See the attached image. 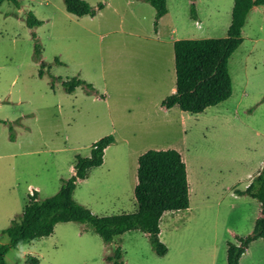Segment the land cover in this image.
<instances>
[{
    "label": "rangeland",
    "instance_id": "374dc122",
    "mask_svg": "<svg viewBox=\"0 0 264 264\" xmlns=\"http://www.w3.org/2000/svg\"><path fill=\"white\" fill-rule=\"evenodd\" d=\"M17 1L19 7L8 1L0 7V246L9 243L5 230L22 215L34 189L39 188L40 201L56 195L62 179L72 176L75 157L89 156L96 140L114 136L113 127L118 130L113 151L120 153L109 158L107 166L92 177L91 185L77 189L74 198L79 204L87 201L98 217L134 213L131 181L135 155L145 150L180 149L188 181H196L192 210L184 217L195 213L204 222L219 210L221 239H231L227 226L239 225L235 229L244 237L252 234L250 224L260 211L259 202L245 197L232 204L234 190L229 189L243 175L245 148L259 142L256 134L238 133L209 120L213 110L207 116H186L184 125L183 117L176 113L167 119L159 115L153 121L151 110L142 105L136 113L122 109L119 89L144 90L154 70L150 33L155 11L149 4L142 0H85L92 7L103 4L104 10L95 17L78 18L66 11L63 0ZM198 1V22L204 30L192 23L191 0H170V18L180 31L188 33V40L226 37L235 0ZM30 14L40 27L27 26ZM242 34L244 44L230 59V74L236 94H247L242 109L248 128L264 137V5L250 13ZM36 45L41 52L38 59ZM160 69L165 84L170 85L176 77L175 60L165 59ZM72 79L85 81L94 91L79 87L66 93L62 83ZM104 93L109 94L107 101ZM130 132L133 137L129 139ZM201 200L210 204L200 210L197 202ZM237 211L244 214L239 224L235 223ZM186 221L182 217L180 228L163 236L170 249L164 257L153 251L147 236L139 231L107 245L89 225L69 222L58 224L50 237L11 250L5 260L7 264H30L27 259L32 257L40 264H110L106 258L120 247L124 264H227L221 248L213 251L214 222L204 224L205 230L190 231ZM241 264H264V240L251 246Z\"/></svg>",
    "mask_w": 264,
    "mask_h": 264
},
{
    "label": "trees",
    "instance_id": "16d2710c",
    "mask_svg": "<svg viewBox=\"0 0 264 264\" xmlns=\"http://www.w3.org/2000/svg\"><path fill=\"white\" fill-rule=\"evenodd\" d=\"M12 2L19 7L17 0ZM155 10L154 28L168 14L167 0H142ZM190 13L198 21L195 0H191ZM66 11L78 18L95 17L104 9L103 4L92 7L85 0H63ZM264 5V0H235L232 21L224 38L201 40H179L174 43L176 91L161 103L162 108L176 106L183 112L201 114L232 96V80L229 60L243 43L242 31L251 11ZM30 29L40 27L41 23L33 14L27 19ZM34 34V38H35ZM41 55L38 45L35 56ZM41 77L44 75L40 73ZM66 93L72 94L77 88L94 91L92 85L79 79L63 82ZM13 132V127L10 128ZM11 139L14 140L12 134ZM115 143L113 135L97 141L90 157H75L74 174L62 179L59 192L53 197L40 201L38 191L29 195L28 204L18 219H14L5 233L9 243L0 246V264H7L5 257L11 250L21 245L50 237L60 223L77 222L89 225L105 244L110 245L117 237L128 232L139 231L147 236L153 251L160 257L168 254V247L160 239V220L165 212L187 210L190 207V188L186 163L175 149L149 150L138 159V184L134 190L137 211L109 217H98L90 209L79 204L74 193L78 182L86 180L91 170L104 163L105 150ZM240 196H249L260 204L261 215L255 222L251 235L236 237L237 243H227V263L240 264V259L249 246L264 240V167L245 191H237ZM110 264H124L120 247L106 258ZM27 263L40 264L36 258L29 257Z\"/></svg>",
    "mask_w": 264,
    "mask_h": 264
},
{
    "label": "crops",
    "instance_id": "0c3cea01",
    "mask_svg": "<svg viewBox=\"0 0 264 264\" xmlns=\"http://www.w3.org/2000/svg\"><path fill=\"white\" fill-rule=\"evenodd\" d=\"M169 1L170 0H167L168 14L166 16H164L159 21V24H158V27L156 30L154 28V20H153V31L150 33V36H151L150 39H151V44H152V46H151L152 53L150 55V58H151V61L154 63V70L152 69L153 72L151 71V73L149 75V84L144 88V90H139L137 92L134 90H129V89L121 87V89H119V95H120L122 102H123L122 109L125 111H128V113H132V111L136 113L140 109V106L142 105L141 108L146 107L148 110L149 109L151 110L152 117H153V118L152 117L151 118L153 121H157L159 119V115H161V116L165 117V119H167V118H169L168 116H170L173 113H176L180 117H183V121L185 123L184 125H186V122H185L186 116H189V115L207 116V112H209L210 110H213L210 113V119L209 120L220 123L221 125H224L226 127H230L231 129H233L234 131H236L238 133L242 131L243 133H250L251 132V134L253 136H254V134H256L255 137L260 138L259 142L256 140V143L254 145H251V146L247 145V147L245 148L247 161H246L245 170L243 171V175L236 177L234 185H232L231 188L229 189L230 191L234 190V193L231 196L232 197V204H237L238 201L242 200L243 198L249 197V196H240L237 194V191H245L249 187V185L252 183V181L258 176V174L261 172V170L264 167V137L260 134V132L251 130L250 127H249L250 129L248 128L247 121L244 119L245 111H244V109H242V105H243L242 102L244 101L245 96L247 94H245L244 92H239L236 94V91H235L236 89H235V85L233 82L234 78H233L232 74H230V76H232L231 77L232 91H233L232 96L227 101H225V102H223V103H221L215 107H210V108L206 109L201 114H191L188 112H183L182 110H180V108L178 106H176L172 109H169V110L162 108L161 103L164 101V99L167 98L168 96L174 94L176 91V77H174V81L171 82L170 85L165 84L166 81L164 79V73L161 72V69L159 71L160 64H161V62H164L165 59H172V60L174 59L175 60L174 43L176 41L188 40L186 38V35L188 33L185 30L180 31L178 25H176L173 22V19L170 18L171 17V11H170V7H169ZM195 5H196V9L198 11V14H197L198 20L200 21V15H201L200 13L201 12H200V5H199L198 0H195ZM256 8L257 7H255L252 11H254ZM154 19H155V15H154ZM231 19H232V17H231ZM192 23H194V25L196 26V28L198 30H204L201 23H199L198 21L193 20ZM228 25L230 27L231 20H230V23L228 22ZM227 32H228V30H227ZM242 33H243V31H242ZM129 35H132V34H129ZM242 36H243V34H242ZM137 37L139 39L141 38L139 35H137ZM243 44H244V38H243L242 45L236 50V52L232 55V57L230 59H232L235 56V54L243 47ZM253 49L254 48H252V50H250V51H247V55H246L247 60L246 59L244 60V65H246V63L248 61V57L251 56V54L253 53ZM243 55H245V54L243 53ZM229 72H230V60H229ZM242 72L245 73L243 70H242ZM175 75H176V72H175ZM102 97L105 101H107L109 98V94L104 93V95ZM178 110H180V111H178ZM134 117H136V114ZM185 133H187V132H185ZM112 134H114V136H115L114 137L115 143L105 150L103 165L99 168H95V169L91 170L89 173V176L86 180H82V181L78 182L77 188H76L75 193H74V197H76V191L79 187H81L82 185H88V186L91 185L92 177L94 175H96V173H99L100 171H102L107 166V163H108V160L110 157L112 159H114L115 156L117 155V153H120V152L115 153V151H113V148L118 144V138H117L118 130H117V128L113 127ZM131 137H133V133L132 132L127 133V138L130 139ZM97 141H99V140H96L95 143ZM131 151L132 150L130 149V152ZM147 151H149V150H145L142 153H137L135 155V158H134V177L132 178V181H131V184H132L131 189L133 191L135 190V187L138 184V178H137L138 159L142 154L146 153ZM177 151L180 152V154L182 152L180 149H178ZM122 154H123V152L121 153V155ZM90 155H91V153H90ZM90 155L87 157H90ZM182 158H183L184 162L186 163V159L184 158L183 155H182ZM75 163H76V160L74 161V164L71 167V175L74 174ZM186 167H187V165H186ZM187 174H188V178H189V172H187ZM188 182H189V188H190V207L187 210L176 211V212H165L163 214V216L160 220V239H161V241L164 243V241H163L164 235L169 237L171 234H173L174 230H178L180 228L179 223H180L182 217L186 218V220H187L186 225L189 227L190 231H192L193 229H196V228H199L201 230H205L203 227L204 224H207L208 221L209 222L212 221V222H214V234H215V236H214L215 239H214V243H213V251L216 252L217 250H219L221 248L224 251V253H226V255H227V243L228 242L237 243L236 237H244L239 232H237V230H236L239 225H235L234 227L233 226H227L226 234L229 235V237L231 239L230 240H228L227 238L221 239V237H219V234H218L219 229H217L218 228L217 212L219 210L214 211V212H216L215 217L212 216V217H209L208 219H204V222L201 218L198 220V216L195 213L192 215H186V217H184L185 215H183V214L185 212L188 213V212H191V210H192L191 194H192V189H196V186H195L196 181H194L195 184H191L192 183L191 179H189ZM217 187L218 186H214V188H217ZM32 191L33 190H31V189L29 190L30 193H32ZM34 191L39 192V188H35ZM215 193H216L217 200H219L220 199V197H219L220 193H218V191ZM87 195H89V194H85V197ZM249 198H251V197H249ZM251 200L253 201L255 199L251 198ZM133 202H135V201L133 200ZM80 203L83 206L90 209L92 211V213L94 212L92 206L90 204H88L87 201H86V203H84V202H80ZM197 203L200 204V207H198L200 210L202 207H207V206H209L208 204H210V202H204L202 200L198 201ZM134 204H135V209L137 210V208H138L137 204L136 203H134ZM236 215H237V219H236L235 223L239 224V222L241 221L240 219H242V221L244 220L243 211H241V212L237 211ZM260 215H261V208H260V211L256 214V216H254L252 219V222L250 224L251 225L250 226L251 232H253L254 227H255V222L260 217ZM189 229L187 230L188 233H189ZM128 233H130V232H128ZM141 234H143V233H141ZM117 238H119V237H117ZM261 240H263V239H260L256 242L252 243L249 246L246 253L240 259V264H241L242 259L249 253L251 246L253 244L261 241ZM169 251H170V249H168V253H169Z\"/></svg>",
    "mask_w": 264,
    "mask_h": 264
}]
</instances>
